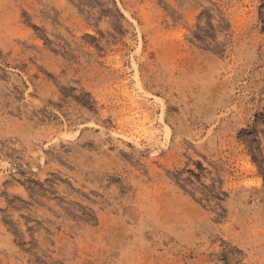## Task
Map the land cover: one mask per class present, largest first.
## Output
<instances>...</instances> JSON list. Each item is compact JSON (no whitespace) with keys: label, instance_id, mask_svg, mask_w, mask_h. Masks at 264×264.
I'll return each mask as SVG.
<instances>
[{"label":"rangeland","instance_id":"rangeland-1","mask_svg":"<svg viewBox=\"0 0 264 264\" xmlns=\"http://www.w3.org/2000/svg\"><path fill=\"white\" fill-rule=\"evenodd\" d=\"M0 264H264V0H0Z\"/></svg>","mask_w":264,"mask_h":264}]
</instances>
